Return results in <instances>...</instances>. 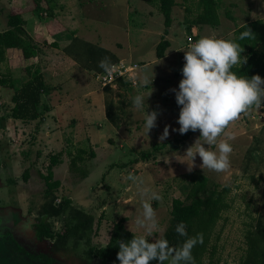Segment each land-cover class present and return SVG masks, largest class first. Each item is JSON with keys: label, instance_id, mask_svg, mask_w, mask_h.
Here are the masks:
<instances>
[{"label": "rangeland", "instance_id": "obj_1", "mask_svg": "<svg viewBox=\"0 0 264 264\" xmlns=\"http://www.w3.org/2000/svg\"><path fill=\"white\" fill-rule=\"evenodd\" d=\"M13 1L0 0V29L7 26L6 20ZM56 1L61 4V0H51ZM62 1H64L62 5H66H63L61 10L73 12L65 15H72L76 21L79 20L76 18L78 14L82 13L86 19L83 21V29L78 31L77 44L98 51L110 47L112 50L116 47L120 58L140 65L139 83L137 86L126 84L117 89L111 88V92L105 93V105L106 100H112L118 110L121 118L120 127L108 123L103 107L102 109L100 107L104 105L102 98L101 103L98 102L99 98L87 100V103L94 105L95 115L91 123L95 138L98 139L96 149L92 148L90 139L85 135L81 140L73 138L71 142L59 145H55L53 141L48 143L49 137L47 140L44 139V134L39 138L37 124L9 119L10 108L13 106L12 95L0 93V170L7 169L6 173L0 174L4 176V179L2 178L4 182L7 181L6 177L13 181L6 182L8 185L5 184V188L0 187V209L16 216L20 222L18 228L14 222L0 229V264H45L44 261L31 259L22 253L20 246H25L35 255L47 254L56 264H101L99 259L91 260L86 251L90 246L104 247L113 225L122 218H127L125 227L128 230L147 237L145 230L135 223L143 209L139 188L128 179L129 175H135L144 182L140 187H147L159 194V200L150 201L157 213L158 228L153 233L154 237L147 238L150 241L161 238L170 223L173 199H185L191 188L189 180L185 178L191 173L187 171L188 165L178 162L176 158L180 159L179 155L185 154L186 149L199 138L200 132L180 146L170 144L167 149L158 153L156 158L148 161L141 159V153L152 150L155 144H162L159 137L166 126H170L169 136L163 143L180 135L177 131L180 127L177 123L180 106L172 89L178 90L183 78L184 63L181 59L185 52L181 50L188 49L189 38L193 39V43L204 36L231 39L234 30L242 23L255 19L264 20V0H220L221 24L216 28L197 24L199 13L197 0L188 2L178 0L179 5L173 10L174 19L170 27V36L166 37L171 41L170 48L165 58L158 59L156 47L164 35V18L161 13L159 17L155 13L151 18H156L151 20L148 11L147 13L145 11L147 3L144 0ZM21 3L23 9L21 14L28 28H31L35 13L45 22L54 15L48 9L32 11L35 10V6L26 0ZM27 3L30 4L31 10L28 9ZM124 5L127 6L128 12H133L131 16ZM88 12L91 14L90 18ZM229 13L232 18L228 16ZM144 26L147 28L144 29ZM69 34L73 35L70 32ZM87 42L89 45H86ZM0 74L8 82V86H0L3 89L7 88L4 89L5 92L15 89L10 87L12 82L17 88V80L14 81L7 75L9 73ZM90 75L89 88L91 91H100L103 87ZM145 79L148 81L154 79L152 85L145 84ZM152 89V95L148 100L145 99L144 108H135L132 98L137 94L147 98ZM95 94L100 96L101 93ZM45 96V100L49 99L48 94ZM57 102L58 99H55V103ZM153 110L160 113L158 126L148 133L144 127L145 116L147 111ZM227 131L235 137L229 141L233 146L230 170L226 173L203 170L200 167L202 160L198 154L193 170L208 178L210 186L219 189L229 186L232 189L229 194L231 208L223 213L216 228V235L220 236L216 254L213 258L207 256L205 264H209L210 261L214 264H239L247 252V234L259 216L264 214V108L254 110L247 116L242 115ZM220 139L227 137L222 136ZM81 148L86 149L88 154L84 156L85 160L78 162L77 168H74L71 166L72 158ZM213 150H216V146H213ZM59 152H64L65 164L56 174V178L63 183L58 191V200L61 201L65 196L71 198L74 206L95 217L90 246L85 239L77 247L70 246L58 250L51 240L35 239L34 226L39 218L40 205L45 200V183L40 174L47 173L50 156ZM91 152L95 153L94 158L90 157ZM164 160L170 163H165ZM27 169L29 180L24 179ZM50 221L55 232L63 231L62 220Z\"/></svg>", "mask_w": 264, "mask_h": 264}, {"label": "trees", "instance_id": "obj_2", "mask_svg": "<svg viewBox=\"0 0 264 264\" xmlns=\"http://www.w3.org/2000/svg\"><path fill=\"white\" fill-rule=\"evenodd\" d=\"M33 3L35 10H50L48 0H26ZM150 6L156 8L164 17L165 30L161 41L156 47V55L158 59L166 56V52L171 43L166 38L170 33V27L173 22V10L179 5L178 0H144ZM188 2L190 0H182ZM199 13L197 15V24L219 27L221 24L219 10L221 8L220 0H197ZM180 2V3H183ZM28 9L31 10L30 4ZM22 7H11L8 13L7 26L5 31H0V64L7 59V51L10 49H18L23 53L25 59L37 57L42 48L27 32L25 26L26 21L22 16ZM28 11V10H27ZM232 18L231 14H228ZM53 18H49L50 21ZM252 30L250 38L240 40L242 32ZM189 31L191 27H188ZM244 47L245 51L241 54L247 56L246 64L235 66L232 71L238 76L251 78L259 74L264 78V20H251L244 25L238 27L234 31V36L231 38ZM89 45V43H88ZM90 49V47H89ZM100 51H104L100 49ZM119 62L116 60L113 64ZM103 69L98 72H103ZM28 79L20 88H16L14 83L10 87L15 88L12 95V104L10 108V118L21 120L22 122L34 121L41 116V108L43 107V97L50 93V88L44 78L40 67L28 68L26 70ZM11 83V82H10ZM8 86L6 78L0 74V86ZM126 85L120 82V86ZM111 88H105V92H111ZM114 107L112 100H106V115L109 122L120 127L121 118ZM121 111V107H120ZM189 131L186 134H180L178 137L166 141L162 144H155L152 150L142 152L141 159L148 161L156 158L157 154L168 148L170 144L182 145L188 141L193 135L198 133ZM88 152L86 149H79L77 154L73 156L71 166L77 168V163L85 160L84 156ZM71 155V154H68ZM90 157H95V153L91 152ZM64 152H59L51 155L47 166V173L40 174L45 183L44 203L39 209V218L34 226L35 236L38 241L51 240L53 246L58 249H66L70 246L77 247L86 239L88 246L92 241V230L94 229L96 219L91 214L82 208L73 205V200L68 197H63L60 203L58 191L62 183L55 178L54 169L64 161ZM29 170L24 173V179L28 180ZM191 184L189 193L185 199L175 198L172 201L170 223L161 238L167 239L171 246H180L187 237L180 236L176 233V226L180 222L186 224L188 237H195L197 234H203V243H198L192 250V255L195 258L196 264H205V258L214 257L217 251V242L220 236L216 235V228L223 213L231 208L229 202V194L232 189L229 186H224L219 189L215 186H210L208 178L201 175L199 171H193L185 176ZM51 219H60L63 221V231L55 232ZM127 218H122L112 227L109 234V239L104 247L90 246L86 251L87 256L91 259H99L101 264H120L117 259L119 252V240H131L133 234L136 233L128 230L125 227ZM99 223V221H98ZM152 242V241H150ZM247 252L241 259L239 264H264V214L259 216L256 224L247 234ZM22 253L28 255L31 259L44 261L45 264H56L55 260L47 254H32L24 247L20 246ZM151 264H159L158 261H152ZM209 264H214L210 261ZM218 264V263H216Z\"/></svg>", "mask_w": 264, "mask_h": 264}, {"label": "clouds", "instance_id": "obj_3", "mask_svg": "<svg viewBox=\"0 0 264 264\" xmlns=\"http://www.w3.org/2000/svg\"><path fill=\"white\" fill-rule=\"evenodd\" d=\"M251 35L252 30L248 28L239 39L250 38ZM181 51L185 52L183 78L179 89H172L180 106L177 121L180 127L177 131L186 134L199 130L200 136L186 149L184 155H179L180 159L175 158L180 163H186L187 171L192 172L198 154L203 170L226 173L231 168L230 157L233 153L229 141L235 139L227 130L242 115L247 116L254 110L264 108V78L259 74L251 78L238 76L232 71L235 66L246 64L248 57L241 55L245 51L244 47L231 39L204 36L191 43L187 50ZM99 67L109 76L116 70V65L109 57H104ZM153 80L145 79L144 83L152 85ZM152 92L153 89L147 98L142 94L135 95L132 98L133 106L143 109L145 99L148 100ZM159 115L156 110L147 111L144 127L148 133L158 126ZM169 127L166 126L159 137L161 143L168 138ZM222 136L227 139H220ZM213 146H216V150H213ZM128 179L137 184L141 195L143 211L135 223L145 230L147 237H154L158 219L150 201L159 200L160 196L147 187H140L144 182L139 177L129 175ZM175 231L187 237L180 246H171L167 239L159 237L150 242L146 236L134 234L131 240H119L117 259L120 264H151L152 261H158L159 264H196L192 250L198 243H203V234L188 237L184 222H180Z\"/></svg>", "mask_w": 264, "mask_h": 264}, {"label": "crops", "instance_id": "obj_4", "mask_svg": "<svg viewBox=\"0 0 264 264\" xmlns=\"http://www.w3.org/2000/svg\"><path fill=\"white\" fill-rule=\"evenodd\" d=\"M22 1L24 0H14L12 2V7H22ZM48 2L51 8L50 11L54 14L53 18L50 21L45 22L40 15H36L35 13V18L31 21V28H28L27 25L25 26L27 32L40 44L42 48L40 54L37 55V57L25 59L21 50L10 49L7 51L6 61L0 64V72H2V74L9 73L7 75H10L14 81L17 80V88H20L28 79L26 70L28 68L40 67L44 74L46 84L52 89L48 94L49 99L47 98V100H45L44 98H46V96L43 97L41 116L37 120L24 123L37 124L39 138H42L44 134V139L47 140L49 137V140L47 141L48 143L53 141L55 142V145H59L60 143L65 144V142H71L73 138H79L81 140V137L85 135L87 139H90L92 148L96 149L95 145L98 139L95 138L93 124L91 123V119L95 115L93 111L94 105L87 103V100L99 98L98 102L101 103L100 98H102V103L104 105L99 106L101 109L103 107V112H105L106 115V92L105 88H101L100 91H91L92 89L89 88V74H91V77H94V74L101 69L99 67V62L104 57H109L111 62L116 60H126V58H120L117 55V50H115L116 47L112 50L110 49L112 47L107 49L104 48V51L102 52L93 48H86L87 46L83 48L82 46L84 45L77 44V39H79L78 31L79 29H83V21H86L84 15L82 13L78 14L76 18H79V20L74 21L72 15H65L67 13H73L72 10H69L68 12H65L64 9L61 10L64 7L63 5H66H62L64 1L61 0V4L57 1L51 2V0H48ZM124 6L127 9V6ZM239 9L241 12L240 6ZM128 11L129 10L127 9V12ZM145 11L146 13L148 11L150 18L151 16H155V13L157 17L160 16V12L148 4L145 6ZM88 13L90 14V12ZM132 13L128 12V15L131 16ZM85 17L87 18V16ZM90 17L91 14L88 18ZM155 18L156 17L151 18V20ZM245 23L246 22L242 23V25ZM5 27L1 28L0 31H5L7 26ZM146 28L147 26H144V29ZM69 32L73 35L70 36ZM169 36L170 33L167 37ZM88 43L89 42H87L86 45H88ZM4 89L0 87L1 95H9L10 93L13 95L15 90L12 89L9 90L11 92H5ZM95 93L101 94L100 96H96ZM55 95H57V97ZM55 99H58L57 103H55ZM12 120L22 122L21 120ZM108 123L111 124L109 120ZM81 126H83V128H81ZM85 129L86 133H84ZM64 164L65 160L63 163L55 167V178L58 172L57 170H59ZM6 171L7 169H4L3 172L6 173ZM56 179L60 180L58 178Z\"/></svg>", "mask_w": 264, "mask_h": 264}, {"label": "built area", "instance_id": "obj_5", "mask_svg": "<svg viewBox=\"0 0 264 264\" xmlns=\"http://www.w3.org/2000/svg\"><path fill=\"white\" fill-rule=\"evenodd\" d=\"M190 44L193 43V39H188ZM182 62L185 63L184 57H182ZM116 70L112 73L111 76L103 72H96L94 74L95 80L103 87H110L112 89H117L120 87V82L125 84H132L133 86L138 85V76L140 65L133 62H128L126 60H120L115 63ZM60 200H57V203H60Z\"/></svg>", "mask_w": 264, "mask_h": 264}, {"label": "flooded vegetation", "instance_id": "obj_6", "mask_svg": "<svg viewBox=\"0 0 264 264\" xmlns=\"http://www.w3.org/2000/svg\"><path fill=\"white\" fill-rule=\"evenodd\" d=\"M0 173H5V172H3V169H1ZM2 178L4 179V176L2 174H0V187H4L5 188V186L8 185V184H6V182H9V183L13 182L12 180H9V178H7V177L5 178V179H7V181L4 182L2 180ZM14 222L16 223L15 227L18 228L19 223H20L19 219L16 216L14 217L9 212H7V211H5L3 209H0V229L4 228V225H8V224L14 223ZM34 233H35V231H34ZM35 239L37 240L36 236H35ZM21 245H23V244H21ZM34 246H35V244H34ZM21 247L25 248V246H21Z\"/></svg>", "mask_w": 264, "mask_h": 264}]
</instances>
